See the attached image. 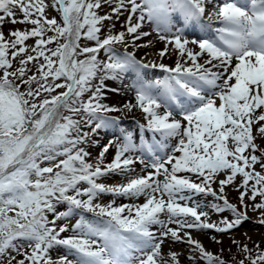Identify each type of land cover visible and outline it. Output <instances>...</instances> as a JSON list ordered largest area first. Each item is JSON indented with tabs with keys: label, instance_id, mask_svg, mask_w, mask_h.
<instances>
[{
	"label": "snow or ice",
	"instance_id": "1",
	"mask_svg": "<svg viewBox=\"0 0 264 264\" xmlns=\"http://www.w3.org/2000/svg\"><path fill=\"white\" fill-rule=\"evenodd\" d=\"M104 5L112 15L98 14ZM49 7L59 21L46 15ZM125 12L124 30L101 38L103 21ZM146 24L164 42L158 64L128 50L149 46L136 43L151 35ZM189 28L203 35L189 39ZM82 39L95 44L81 46ZM173 55V65L162 62ZM148 68L166 75L147 80ZM106 80H127L134 102L104 103ZM137 109L139 136L110 115ZM100 130L112 138L92 163L83 145ZM258 137L264 139V0H0V264H181L182 253L164 251L166 240L189 245V264H226L192 230L229 233L250 219L249 209L264 225ZM109 149L114 156L105 163ZM109 174L126 182H101ZM238 176L239 206L224 194ZM104 194L114 199L98 202ZM199 196L222 203L203 204ZM115 197L144 202L117 204ZM208 208L232 216L213 222ZM233 243L245 254L238 264H264V250L253 257L247 244ZM57 248L67 251L53 258Z\"/></svg>",
	"mask_w": 264,
	"mask_h": 264
},
{
	"label": "rangeland",
	"instance_id": "2",
	"mask_svg": "<svg viewBox=\"0 0 264 264\" xmlns=\"http://www.w3.org/2000/svg\"><path fill=\"white\" fill-rule=\"evenodd\" d=\"M49 2H51V0H49ZM114 2H115V0H114ZM54 13L55 12L53 11V9L51 7H49L46 10V15H48L49 18H51L53 16L56 17L57 15H55ZM98 14L99 15H105V14L112 15V12H111V9L107 5H104L101 9L98 10ZM127 15H128V13L125 12L122 16H120L119 20H117L115 18V16H113L112 20L103 21V28L99 34L101 36V38H104L105 36H107L109 34H113V33L123 31L125 28V20H126ZM113 24H115L114 28L112 27ZM11 27H12L11 24H6L4 29H3L4 32L7 34ZM15 27L16 28H25L26 26L21 25V24H17V25H15ZM49 35H51V33H49ZM26 44L27 45H33L34 40L29 39L28 41H26ZM80 44H81V46L92 47V46H94L95 42L89 41L86 39H82L80 41ZM54 46L55 45H52L51 47H54ZM114 47H116L120 52L124 51L123 45L117 44V45H114ZM129 48H130V45H129ZM129 48H128V50H129ZM83 58H84L83 56L80 57V59H83ZM98 58L101 60L107 59L103 50H101V52L99 53ZM32 71L35 72L36 69L33 68ZM29 74H31V73H29ZM101 75H102V73H100V72L97 73V77L93 80V87H95L96 84H99V82H100L99 77ZM155 79H160V78L155 77ZM105 83H106V81H105ZM57 91L58 92L63 91V89H58ZM103 91H104V89H103ZM88 95H90V93H86L84 95L83 99L86 100ZM103 102L108 104L107 101H105V100ZM133 102H134V98H133ZM65 114L68 115L69 113L66 112ZM110 115L119 116V117L122 116V115H115L114 113H111ZM73 118L74 119H80V116H73ZM120 120H121L120 122H121L122 127L130 129V128H128V126L131 127L132 123L129 120L126 123L127 126L122 124V122H124V120H122V119H120ZM84 130L87 131L88 129L85 127ZM100 131H102V130H100ZM102 134H103V136H100V139L96 140V144L94 145L95 146L94 153L90 152L91 156L89 158V162H92V163L96 162V158L98 157L103 146L105 144H107L109 139L112 138L111 133L108 131H105V132L102 131ZM91 140H94V135L91 137ZM256 143L260 146L261 145L264 146V139H261L258 137L256 140ZM89 144L90 143L83 145L86 148V150H88ZM114 152H115V149H109V152L105 155V158H104L105 163H108L113 159ZM257 155H259V153H257ZM45 166H47V162H45ZM256 170L257 171L260 170L259 165H256ZM114 175L115 174H109L107 177L101 178V182H103L105 184H109V185H115V184L126 182L125 179L121 180L120 177L114 178ZM180 175H193V174L181 173ZM121 177H123V176H121ZM193 178L195 179V176H193ZM223 178H224L223 173H221L217 177V179H223ZM115 182H117V183H115ZM240 182H241V179L238 176L232 184H229L225 187V193H224L231 203L236 204L238 206L240 204V201H239L240 192L237 191L236 189H237V185L240 184ZM212 187L214 189H217L218 184H213ZM104 195H102L100 197V200L98 202L109 203L112 199H114V197L111 196L110 194H104ZM115 199H116V197H115ZM197 199L200 200L203 204H210L213 202L222 203V201L215 200V198L211 197V196H199V197H197ZM259 200H260V198L257 197V201H259ZM132 202H134V201H132ZM143 202H144V198L141 197L138 200H136L135 203H143ZM245 202L248 204L253 203V201L248 200L247 197L245 198ZM65 207H66L65 205H59L58 206L59 210H64ZM205 210L210 211L211 220L213 222H218L222 216L223 217H231L232 216V213L230 211H227V210L223 213H220V214H216V213L212 212L210 208L205 209ZM87 215H88V218H90V219L93 218V217H91V215H92L91 213H89ZM248 215L250 217L249 220L245 221L238 229H234L229 233H217L213 230H210L212 237H215L216 240L220 241L219 243H217L213 240L214 245H216L215 246L216 250L214 251V253L220 254L222 256V258L226 261V264H238L239 260L244 259V256H245V254L241 251V249L237 247V244L233 243V240L237 241L240 244H247L248 247L250 249H252L253 257L256 255L257 251L264 250V225L258 223L259 214L257 212H253V211H251V209H249ZM49 219H52L51 214H49ZM75 219L76 218H73L71 223H75ZM250 221L253 222V228H250V226L248 225ZM58 223H63V221H58ZM251 231L260 234V237L253 238L252 236H249L248 234ZM68 234H70V233H66V234H62V235H68ZM245 234H246V238L243 237V235H245ZM257 244L259 245V249L256 248ZM179 245L182 246L183 244H179ZM60 251L61 252L57 253L56 257H53V258H57L58 256L65 254V252L67 250L64 248H60ZM51 255H52V253H51ZM233 257H235V259H233ZM18 258H20V257H18ZM245 264H250V262L248 260H245Z\"/></svg>",
	"mask_w": 264,
	"mask_h": 264
},
{
	"label": "bare ground",
	"instance_id": "3",
	"mask_svg": "<svg viewBox=\"0 0 264 264\" xmlns=\"http://www.w3.org/2000/svg\"><path fill=\"white\" fill-rule=\"evenodd\" d=\"M189 29L191 31H197V30H194L193 28H189ZM143 31L150 32L151 35L142 38L140 41H137L136 43L137 44H148L149 46L141 47V48H133L130 45V50L135 52L137 58L138 57L145 58L146 61H148L150 63H157L158 64L159 62H161V59L158 56V52L164 47V42L160 41L158 39L156 33L152 31L151 26L146 24L145 27L143 28ZM187 33L191 34L190 31H188V30H187ZM187 36L189 39H192V38H194L195 35H193L192 37H190L189 35H187ZM149 42H151V43L149 44ZM189 47H195V46L189 45ZM175 59H176V56L173 55L169 58H165L162 62L165 64H168V65H173ZM145 63H147V62H145ZM105 85H106V87L104 88V93L106 94L105 101H107V103L109 105H115L118 107H122L124 103H127L129 101L133 102L134 95L127 88V85H128L127 80L123 84H121L120 81L106 80ZM113 87L120 88L119 93L113 92L112 91ZM114 114L115 115H122V116H120V119L133 120L134 122H131V123H132V125H135L136 127H138L139 124L144 123L143 113H141L138 109L134 110L131 113L124 111L122 113H114ZM130 130L133 131L136 135H139V133L137 134V131H136L137 128L135 130L134 129H130ZM102 131L105 132L106 130H102ZM102 131H99L98 134L94 135V140H92V142L89 144V147H88L89 152L94 153V150H95L94 145L96 144V140H99L100 136H103ZM149 137H151V133L149 134ZM171 143L175 144V141L173 140ZM262 147H264V146H262ZM134 167H135L136 174H142L143 165H140L139 163H137L136 165H134ZM148 170L151 171V169H148ZM121 176L122 175H120V174H115L114 178L120 177L121 180L125 179L124 177H121ZM115 183H117V182H115ZM115 200H116L117 204H127V203L132 202V201H129L128 199L123 198V197H116ZM134 202H136V201H134ZM248 225L250 226V228H253V222L252 221H250ZM173 227H175V226L173 225ZM192 235L194 238L200 240L201 243H203V245L206 247V249H208L209 251H212L214 253V251L216 250V247H215L216 245H214L213 239H211L212 234L210 231H194V230H192ZM248 235L252 236L253 238L260 237V234H258L256 232H252V231L249 232ZM243 237L246 238V235H243ZM179 244H183V245L180 246ZM163 249L165 252L171 250V251H175L177 253H182V255L180 256L181 264H189L187 257L191 254V252H190V247L186 242H183V241L172 242L170 240H166L165 244L163 245ZM59 252H61L60 248L53 250L52 256L56 257L57 253H59Z\"/></svg>",
	"mask_w": 264,
	"mask_h": 264
}]
</instances>
